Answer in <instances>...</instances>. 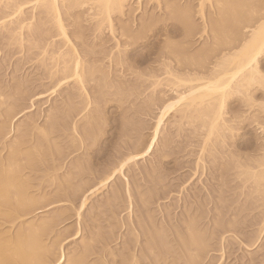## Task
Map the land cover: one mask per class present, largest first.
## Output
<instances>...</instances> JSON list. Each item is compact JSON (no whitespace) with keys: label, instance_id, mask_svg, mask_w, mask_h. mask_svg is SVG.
Returning <instances> with one entry per match:
<instances>
[{"label":"rangeland","instance_id":"obj_1","mask_svg":"<svg viewBox=\"0 0 264 264\" xmlns=\"http://www.w3.org/2000/svg\"><path fill=\"white\" fill-rule=\"evenodd\" d=\"M5 1L0 0V23L6 21V23L0 24V102L2 103H0V173L6 169L5 161L13 148H17V163L21 167L19 166L18 173L14 177L16 178L17 175L18 183L21 181L22 184L25 183L23 185V187L26 186V189L23 188L25 194L21 187L23 196L31 197L39 204L24 213L16 212L15 202L12 198V196L15 197V191L12 188L9 194L12 198L10 204H0V237L6 236L12 239L18 233L26 234L28 232L26 227L30 224L34 223L33 226L41 225L42 227L45 222L40 241H42L43 247L50 246L54 250V259L52 257V262L49 261L45 264H57L62 252L68 259L79 253L82 242H90L89 240L93 242L94 239L98 241L97 244H92L96 250H93L94 253L91 250L90 256L85 259L83 264H151V254L149 255V251L145 248L146 239L143 235L145 230L151 226L148 225L146 217L151 221L150 217L152 216L156 223L164 221L163 216L168 215L170 223L177 226L181 224L180 220H183L186 213L184 212L186 203H190L191 206L193 205L192 207L204 203V206H201L202 210L200 208L201 211H197V214L201 212L204 217H199L200 221L197 218V221H199V225L201 224L202 230H205L206 239L211 238V242L209 240L206 242L209 243V247L205 252H207L206 256L212 257H210L212 262L208 257H205L201 263L264 264V237L257 238L258 241L255 240L257 241L256 246L248 245L257 234V227L253 225L250 227L247 224L255 211L245 210L236 219L231 215L232 212L237 213V206L245 202L243 199L247 200L248 197H245L243 193L239 195L242 191L240 190V180L237 178L238 170H235L233 165H228L230 164L228 161H231L229 158L239 159L240 157V161L243 162V158L246 156L254 155L255 144L262 143V139H264L259 131L262 128L261 125L259 126L257 122L251 123L253 121L251 117L259 115L257 109L246 108L239 97L232 98L225 104L227 117L229 119L232 116L238 118L240 124L237 129L238 133L228 145L219 143L220 145L215 148L218 149L213 154L204 152V155L201 153L204 132L199 128L200 121L182 120L180 121L182 124L177 123L175 110L179 106L172 107L170 108L172 111L168 110L163 125L158 130V139L152 153L143 158L138 157L141 159L136 158L135 163L124 171L125 178L118 175L104 189L101 188L94 195L89 196L85 206L79 211L83 195L78 194L76 189L82 186L85 181H92V179V183L95 184L98 178H94L100 177L104 173V169L107 170L109 166L111 168L113 161L117 162L119 157L128 155L135 147L143 144L146 146L151 141L161 108L168 102H175L172 100L175 98L174 95L165 90L163 86L156 89L151 88L152 79L147 76L148 66L156 69L158 63L162 59L164 61L163 53L166 51L163 49V52L160 49L163 44L170 41L167 44L172 42L173 45L170 46L172 50L174 48L173 51L181 49V52L179 51L181 55L185 53V55L188 54V58L200 60L202 53L200 51L204 50L209 41L206 35H201L202 21L197 14L200 0H158V5L155 0H126L122 12L112 14L111 20L114 29L112 34L106 24L101 26L100 31L96 29L98 19L95 18L97 17L95 16L97 6L95 3L92 4L94 1L84 0L85 3L82 0L84 4L82 3L81 7L75 6L69 9L67 5H64L65 1L59 0V4L62 5L63 2L62 6L59 5V9L67 37L80 54L85 50L99 52L95 57L100 59H92L90 63L96 61L98 67L102 68L101 74L97 73L96 77L94 76L95 80L84 84L92 102L87 109L91 111H88L91 114H87V110H84L83 98L76 97L73 101L76 102V108L73 109L74 111L67 112L71 114L67 116L73 117V120L67 116L65 119L62 112L65 107V97L76 95L77 90L73 83L56 88L57 82L48 79L47 73L52 68L50 67L53 64L51 58H56V54L51 53V50L55 49L54 46L63 45V38L59 37L51 19L46 16L44 18L38 8H32V4L24 10L22 17L21 15H19L20 17L15 15L17 19L14 16L15 19H12V16L7 17L6 15L11 14L12 11L5 8L8 0L6 3ZM262 1L264 2V0ZM164 2H169L167 5L170 4V6L173 4L172 6L176 7L177 5L179 9L186 7L193 11L190 20L195 33L192 32L193 37L183 40L179 25L181 22L175 17L168 19L169 11L165 9ZM206 5L203 11L205 10L204 14L207 15L212 10ZM25 19L26 21H24ZM20 20L23 21L22 28L17 29ZM146 23H151L153 26L149 29L150 31L145 33L143 39L138 41L137 45L129 47L124 44V40L119 34L123 27L130 28V31L136 34ZM197 28L198 30H196ZM77 31L82 33V45L73 39L74 33ZM117 44L120 48L116 47ZM46 45L47 47H45ZM117 48L120 52L116 50ZM83 54H81L82 57ZM117 54L119 56L125 54L123 57L120 56L123 63L125 61L121 67L115 66L110 60V56L114 57L115 55L116 57ZM87 57H84V60L88 62ZM168 60L165 58L167 63L175 66L173 59L168 58ZM138 74L140 75L138 76ZM101 77L105 78L103 82ZM99 82L106 83L107 86ZM98 85L101 87L99 88ZM116 87H120L121 91L117 92ZM258 100L260 102V98ZM92 112H97L95 114L98 116L93 115ZM86 114L99 118L97 122L93 121V125L97 124L99 129L94 128L95 131H98L95 132L98 134L97 136L94 133L93 138H85L84 141L83 136L80 137L78 129L85 122L82 115L87 116ZM48 123H52L55 130L48 137V141L47 139L44 141L41 134L39 135L37 127L41 130V127L43 129ZM74 124L77 132L72 131ZM83 142L86 143L83 144ZM91 142L93 144L90 148ZM36 147L39 149H34ZM143 149L141 148L140 152ZM199 156L203 158L202 163L197 161ZM74 162L82 163L87 176L78 177V171L74 169ZM101 171L102 173H100ZM159 177L162 178L161 183H159L161 180ZM224 183L223 188L226 190V194L222 190L225 195L221 196L216 191L220 190V186L222 188ZM20 185L16 187H20ZM127 188H129V193H127ZM155 190L157 192L159 190L161 193L166 190L164 196L167 195V197L155 199L156 201L154 198H148L149 201L145 204L147 206L141 207L140 199L144 198L141 195L146 192L148 195L157 194ZM137 191L141 196L140 199ZM141 192L143 193L141 194ZM74 195H78L77 198ZM192 195L196 197L193 198ZM115 197H117L116 200ZM74 198L76 200H73ZM222 200L223 204L227 203L228 205L225 204L222 207L220 202ZM218 203L221 205L219 206ZM214 205L215 207L218 205L221 209L218 206L216 209ZM218 209L220 210L218 211ZM189 214L193 215V212ZM197 214L196 216H198ZM212 217L219 220L223 217V220L219 221L220 225L222 223V226H219L222 227L221 229L218 226H216L218 229L213 228ZM225 220L234 221V225L238 222L235 226L236 229L232 226L228 228V223ZM165 223H163L164 227L166 226L165 229H169ZM224 224L227 228L224 227ZM179 225L178 227L181 228ZM212 229L215 235L209 238V232ZM167 234L168 240L174 239L171 231H168ZM79 235L80 237L77 238ZM223 237L225 242L221 240ZM96 238L101 239V242L99 243ZM169 244L167 247L169 246L170 249L172 246L174 249L176 248V242ZM128 246L129 250H127ZM173 256L175 258V255ZM134 260L135 263H133ZM181 261L180 263H182Z\"/></svg>","mask_w":264,"mask_h":264},{"label":"bare ground","instance_id":"obj_2","mask_svg":"<svg viewBox=\"0 0 264 264\" xmlns=\"http://www.w3.org/2000/svg\"><path fill=\"white\" fill-rule=\"evenodd\" d=\"M6 1H5V3H6ZM64 1L66 3L64 5H67V8L70 9V8H74L75 6L81 7V4L83 3L84 0L83 1L82 0H63V2ZM91 1H94L92 4L95 3L97 6V11H96V15H95L97 17H95V18L98 19L97 20L98 24H97L96 29L98 31H100L101 26L106 24V26L109 29V31L111 32V34L114 33L113 32L114 29L112 26V20H111L112 14L113 13H121L123 5H125L124 3L126 0H90V2ZM163 1H166V0H163ZM63 2H62V5H63ZM155 2H158V0H155ZM164 3L165 4H163V5H165V9H167L169 11L168 12V14H169L168 19H174L173 17H175V18H178L179 22H181V24H179V25L181 26L180 32H181V35L183 37V40L193 37L194 36V35H192L193 26L191 25L192 22H190L193 11H191V9L186 8V7L179 9V8H177L179 6H177V5H176V7L172 6L173 4L171 6H170V4L167 5V3H169V2H167V3L164 2ZM31 4L33 5L32 8H38L40 10L39 13L42 14V16L44 15V18L46 16V18L49 17L51 19L50 21H52L54 27H56L59 37H61V39L63 38V40H62L63 45H59V47L54 46L55 49L51 48L53 50V51L51 50V53L56 54V56H55L56 58H54L55 60L53 58H51L53 60V61L51 60L53 64L50 67H52V68H50L49 70L47 69L49 71V72L47 71L48 79L55 80L57 82L56 88L64 87L68 83H73L75 89L77 90L76 95L72 94V96L69 95V96L65 97V100H64L65 101V103H64L65 107L63 108V112H62L63 115H65V117H66L67 115L70 114L67 112H70L71 110L76 108V106H75L76 102L75 103L73 102L76 97L77 98L81 97V99L83 98L82 101L85 102V103L83 102L85 104L84 110L86 111L92 102L88 97L89 93L87 94L88 91L86 92L87 88H85L84 84L85 83L87 84V82H89V81L91 82L92 80H95V79H93L96 77L95 75L97 73L101 74V72H102L101 71L102 68L100 69L99 68L100 66L98 67V65L96 64V61L93 63H90V60H92V59L93 60L100 59V58L95 57L96 53H99V52L95 53L93 50H89V51L85 50V52H83L84 54L81 53V54H83V57H82L80 52H78L76 50V47L73 46V44L71 43V40H69V38L67 37L65 29H64V25L62 24L63 22H62V18H61L60 9H59V5H61V4H59V0H8L6 5H5L6 6L5 8H8V10H10V12L11 11L12 12H11V14H8L6 16L7 17L9 16V18L12 16L11 17L12 19L16 18L15 15L18 17H20L19 15H21V17H22L24 10ZM158 4H159V2L156 5H158ZM205 4H207L208 7H210L212 10L207 15L204 14L205 10L203 11ZM65 8H66V6H65ZM67 8H66V10H67ZM198 9L199 10H198L197 14L199 15V17L202 21V23H201L202 24L201 35H204V36L206 35L209 38L208 43L206 42L207 45L204 48V50L200 51V52H202L200 54V56H201V58H199L200 60L199 61L196 59L194 60L190 56H189L190 58H188L187 57L188 54L185 55V53L183 54L185 56L181 55L179 53V51L181 52V49L180 50L178 49L179 51H176L177 49L175 51H173L174 48L172 50V47L170 46V45H173L172 42L167 44L170 41H168V42L164 41L165 43L163 44V46L164 45L165 46L164 47L162 46L160 49H162L163 52H164V50L166 52L165 53H163L162 51H160V52L163 53V55L165 56V58L167 60H168V58L173 59V61H174L173 63L175 64V66H171V63H167V61H165V58H164V61L162 59V61H160L158 63V67H157L158 69L157 68L155 69L152 66H151V68L149 66L147 67V69L149 70V72L147 73V76L149 77V79H152L151 85H150L151 88L153 87V89H156L157 87L163 86L165 88V90L169 91L170 93H172L174 95L175 98H173L172 100H175V102L174 103L168 102V104H165L164 107L162 106L163 108H161V111L159 113V117L155 123V128L153 127L154 132H153V135L151 137V141L146 146H144V144H143L137 148L135 147L130 153H128V155L123 156V157L121 156L122 158L119 157V159H118L119 161L118 160H117V162L113 161V163H111L112 164L111 168H109L110 167L109 166L107 168V170L104 169V173L101 174L102 176L100 174H99L100 177L94 176L95 177L94 179L98 178L97 179L98 181H96L95 184L92 183V181H93V179H92V181H85L82 186H79L76 189L77 190L76 192L78 194L83 195V197H82L83 200L80 203L79 211L85 206L86 201L88 200L89 196L91 197V195H94L101 188L104 189V187L107 186L109 183H111L118 175L124 177V171L126 170V168H129L130 165L135 163L136 158H138V157L143 158V157H146L147 155H149L150 153H152L154 145L158 139V130H159L160 126L163 125L162 123L166 117L168 110L172 107L174 108V107L179 106L178 107L179 109L177 108V110H175L176 115H177V116H175V117H177L176 118L177 123L182 121V120H186V121L188 120L189 122L195 121V120L200 121L199 122L200 123L199 128L204 132V135H203L204 140L202 141L203 145H202L201 153L204 154V152H208V153L213 154L214 152H216L215 150L218 149V148L215 149L216 146H219L221 143L215 137L214 131H215L216 121L220 117V101H221V98H222L224 91L227 89H239L250 76H252L253 74L259 73L260 71L264 72V2L262 0H200ZM61 12H62V10H61ZM171 15H172V17H171ZM2 19H1V21H2ZM8 20L10 21V19H8ZM22 20L18 21V22H20V24L18 23L19 27H17V29L22 28V24H23ZM24 21H26V19ZM4 23H6V21H2L0 24H4ZM153 23H154V21H153ZM16 26H17V24H16ZM38 26H40V25H38ZM152 26H153V24L146 23V24L142 25V28L136 34H133L130 31L131 30L130 28L127 29V27L126 28L123 27L119 34H120V37L123 38L124 44L128 45L129 47H132V46L137 45L138 41L143 39L145 33L147 31H150L149 29ZM31 30L33 31V29H31ZM196 30H198V28ZM31 33H33V32H31ZM73 37H74L73 39L78 41L80 45L83 44L82 33L80 31H77L76 33H74ZM118 45L119 44H117L116 47L120 48V46H118ZM45 47H47V45ZM118 48L116 50H118ZM118 51L120 52V50H118ZM44 52H46V51H44ZM101 52L103 53V51H100V53ZM46 53H48V52H46ZM46 53H44V54H46ZM53 54H52V56L54 57ZM86 56H88L87 57L89 59L88 62L86 60H84L86 58ZM120 56H122V55H120ZM120 56L118 54L116 57H115V55H114V57L110 56L111 63H113L115 66H120V67L123 66L125 61L123 63V60ZM156 61L158 62V59ZM139 75L140 74H138V76ZM160 77H163V78L159 80L158 78H160ZM101 78H102V82H103V79H105V78L104 77H101ZM164 78H165V80H164ZM102 82H99V83H102ZM102 84L104 86H107V85H105L106 83L105 84L102 83ZM103 85H101V86L103 87ZM101 86L98 85L99 88ZM108 87H110V86L108 85ZM163 87H162V89H163ZM115 89H117V92L119 90L121 91L120 87H116ZM99 90L101 92V89H99ZM250 91H251V94L253 95L254 99L258 100L260 98V102L259 101L258 102L264 104V89H259V88L254 87ZM117 92H116V94H117ZM102 94H100V95H102ZM257 96H259V98H257ZM237 97H239V96H236V95L231 96V93H230V97H228L226 99L225 104L228 103L227 102L228 100H232V98H237ZM239 99H241V98L239 97ZM241 103L244 104L242 101H241ZM174 104H175V106H174ZM73 105H74V107H73ZM246 108H248V107H246ZM248 109H250V108H248ZM75 111H77V110H75ZM88 111H90V110H87V112ZM171 111L172 110L170 109V112ZM257 111H258L257 114H259V115H257V114H256L257 116L253 115L251 117L252 118L251 120H253L251 123L257 122L259 124V126L261 125V127L264 128V111H261L259 109H257ZM90 112H88L87 114H89ZM236 112L239 113V111H236ZM92 113L94 115L97 112H95V113L92 112ZM95 115H97V114H95ZM260 115H262V116H260ZM82 116H83L82 118L85 119V122L83 125L81 122L82 126L81 127L79 126L80 129H78L79 130L78 132H80L79 133L81 135L80 137L83 136L82 139L85 141L87 138L90 139L95 132H98V131H95L96 129H94L98 125L97 124H96L97 126L95 124L93 125V121L96 120V122H97L98 121L97 119H99V118H97L98 115L97 116H92V115L91 116H89V115L84 116V115H82ZM67 117H70V116H67ZM67 117L65 119H67ZM62 118H64V117H62ZM70 118H72V120H73V117H70ZM239 118H240V116H239ZM176 121H174V122L176 123ZM187 122H185V123H187ZM180 123L182 124V122H180ZM62 126H64V125H62ZM72 126H73L72 131L77 132L76 125L74 124ZM54 127L55 126H53L52 123H48L47 126L43 127V129L41 127V130H40V128L38 129V127H37V131L40 132L39 135L41 134L40 136L42 137V139H44V141L46 139L48 141V137L54 132L53 130H55ZM97 135L98 134H96V136ZM93 140H95V139H93ZM262 140H263L262 143H260L258 145L255 144V148L253 150V154H254L253 156H251V157L246 156L245 157L246 159L243 158L244 159L243 162L240 161L239 156H238L239 159H234V158L230 157L229 159H231V161H228V162H230V164L227 163L229 166L233 165L235 170H238L237 171L238 172L237 178L240 180V183H241L240 190L242 191L241 193H239V195H241L243 193V194H245L244 195L245 197L249 198V200H248V198H247V200L243 199L245 202H242V204L240 206L238 205L237 206L238 208L236 207L237 213L232 212L231 213V215H233L232 217H234L235 219H236V217L239 218V216H241L240 214L243 213V211H245V210L248 211L250 209L249 211H253V212L255 211L252 214V216L250 217L249 222L248 223L246 222L248 224V226L250 225V227H253V226L257 227L256 228V233H257L256 237L253 240H251V242H249L250 243V244H248L249 246L255 245V243H257V241L259 240L257 238H260L262 236L264 237V139H262ZM84 143H86V142H83V144ZM19 144H21V143H19ZM80 144H79V146L81 147ZM92 144L93 143L91 142L90 148L92 147ZM141 148H144L142 150V152H140ZM16 149L17 148H13L10 156L5 161V166H6L5 168L6 169H4V171L2 170L3 172L0 173V204L1 205L2 204L3 205L4 204L5 205L10 204V202L12 201L11 199L13 198V200H14L13 202H15V205H14L15 211L18 213L19 212L24 213L27 210H30L33 206H37V204H39V202L34 200V199H31V197L25 198L26 196L25 195L23 196V192H22V191H24V194H25V190L23 189L26 187V186L23 187V185H25V183L23 182L24 184H22V181H21L19 183L22 185H20L18 183L19 178L17 177V175H16V178L14 177L15 174L18 173L19 166H20L17 163L18 159L16 156H17L18 150H16ZM34 149L37 150L39 148L36 147ZM214 158H215V156H214ZM138 159H141V158H138ZM197 161L202 163L203 158L200 157V158H198ZM197 165H196V167H197ZM74 169H76L78 171L77 172V174L79 175L78 177L83 178L84 175L87 174L84 172V168H83L81 162H74ZM100 173H102V171ZM89 174H91V173H89ZM219 175H222V174L219 173ZM194 176H195V173H194ZM194 176H192V177H194ZM159 178H161V177H159ZM14 179H15V181H14ZM16 179H17V181H16ZM157 179H158V177H157ZM83 181H84V179H83ZM160 181L162 182V178H161V180H159V183H161ZM14 182H16L18 184L14 183ZM90 182L93 184L92 186H91ZM155 183L157 185L158 181ZM18 185H20V187H16ZM223 186H225V183L222 184V188L220 186V190L217 189V191H216L221 196L224 193L226 194V192H225L226 190H224ZM21 187H22V191H21ZM12 188H13V191H15L14 192L15 197L12 196V198H11L10 197L11 195H9V194L11 193ZM225 188L227 189L228 187H225ZM222 190H224V193ZM154 192L153 193L151 192V193L154 194ZM165 192H166V190H165ZM165 192L161 193V191L159 192V190H158V192H157V194L159 193L158 195L157 194L148 195V193L146 192L145 193L146 195L145 194L141 195L142 198L144 197L143 199H140L141 196L138 192V196H140L139 199L141 202L140 201L139 202L141 203V207L145 208V206H147L145 204L147 203V201H149V200H147L148 198H154V200L155 199L158 200L159 198L160 199L166 198L167 195L164 196L166 194ZM227 192H228V190H227ZM127 193H129V188H127ZM142 193L143 192H141V194ZM77 196L78 195H76L75 197L77 198ZM129 197H130V195H129ZM192 197L194 198L196 196L192 195ZM113 199H114V197H113ZM116 199H117V197H115V200ZM73 200H76V199L74 198ZM220 202L222 203L223 200ZM129 204H130V202H129ZM225 204L228 205L227 203H224V204L222 203V207ZM143 205H145V206H143ZM220 205L221 204H219V206ZM192 206L190 203H186L184 205V210H185L184 212H186V213L184 216L182 215L184 218H183V220H180L181 224L180 225L178 224L179 226H181V228L178 227V225L175 226L172 223H170L171 221L168 218V215L163 216L164 221L156 222V223L154 222L152 216L150 217L151 221L148 217L145 216L148 220V222H147L148 225L149 224L151 225V226H149V228H147V230H145V232L143 234L145 239H146L145 248H146V250L149 251V255L151 254V264H199V263L202 264L201 261L203 260V258L205 259V257L209 256V255L206 256L207 252H205L206 248L209 247L208 246L209 243L207 244L206 242H207V240L210 241V239H211L210 237H214L212 235H215V233H213V229L211 231L208 230V231H210L209 232V238L210 239H206L205 230L203 229L204 230L203 231L201 228V224L199 225V221L201 220L200 218H203L204 216L202 215L201 212H200V214H197L198 213L197 211L200 208L202 210L203 207H201V206H204V203H202L200 205L197 204L196 207H192ZM217 206L218 205H216V207H215V205H214V207L216 209H217ZM219 206H218V208H220ZM228 208H229V206H228ZM220 209H218V211ZM223 209H225V208H223ZM201 210H199V211H201ZM231 211H233V210H231ZM190 212H193V215H190L189 214ZM196 214L198 216H196ZM218 216H219V214H218ZM215 217H217V216H215ZM242 217H241V220H242ZM197 218H199V221H197L198 220ZM222 218H221V220H223ZM246 219H245V221H247ZM221 220L213 218L211 220V221H213V228L214 227L217 228L216 226H218V227L222 226V223H221V225L219 224V221L221 222ZM225 221L228 223V226H227V223L225 222V224L228 228H231V226L235 227L238 223L237 222L236 225H234V223H235L234 221H229V220H225ZM164 222H166L165 224H167L169 226L168 227L169 229H165L166 226L164 227V224H163ZM241 222H243V221H241ZM225 224H224V227H226ZM33 225H34V223H32V225L30 224L28 226L29 228L26 227L27 228L26 231H28L27 233L24 231L26 234H23V232H22V234L18 233L12 239L7 238L6 236L4 238H3V236L0 237V264H45L46 262L51 261L52 257L54 256L53 248L51 249L50 246L48 248L43 247V245H42L43 243L41 244L42 241H40L41 235L44 232V230H43L44 226L43 225H45V222L42 225L43 228L41 227V225H38V226L37 225L33 226ZM229 225H230V227H229ZM140 227L142 228L141 225H140ZM219 228L221 229L222 227H219ZM142 229H140V230H142ZM235 229H236V227H235ZM167 230L171 231V233L174 237L173 240L172 239L168 240L169 238L167 239V237H168V234L166 235V233H168ZM79 237H80V235L77 238H79ZM99 238H101V237H99ZM7 239H9V240H7ZM90 239H93V238H90ZM96 239H98V238H96ZM256 239H257V241H255ZM221 240L223 242H225L224 237ZM89 241L90 242H88V241L82 242L80 245L79 253L70 256L68 259H66L63 252L60 253V257L57 261V264H83L85 259L88 256H90L91 250L92 251L94 249L96 250V248L94 246H92V244L98 243V241L96 240L97 241L96 242L95 239H94L95 242L94 241L92 242L91 240H89ZM100 242H101V239L99 240V243ZM102 242H103V240H102ZM171 242H176V248L175 249L173 246L171 247V249L169 246H168L169 248L167 247V244L170 245L169 243H171ZM129 246L127 247L128 248L127 250H129V248H130ZM92 253H94V251ZM171 253H172V255H171ZM173 255H175V258ZM210 257H208L209 261L212 258V257L211 258ZM220 257L223 258L222 256H220ZM132 258H133V256H132ZM53 259H54V257H53ZM181 259H182V261H181ZM180 261L182 263H180ZM210 262H212V261H210ZM210 262H208V263H210ZM133 263H135V260ZM136 264H138V263H136ZM210 264H212V263H210Z\"/></svg>","mask_w":264,"mask_h":264},{"label":"clouds","instance_id":"obj_3","mask_svg":"<svg viewBox=\"0 0 264 264\" xmlns=\"http://www.w3.org/2000/svg\"><path fill=\"white\" fill-rule=\"evenodd\" d=\"M254 87L264 89V72L260 71L250 76L239 89H227L224 91L220 101V117L216 121L214 131L215 137L221 144L228 145L238 133L237 129L240 126L239 121L234 116L229 119L225 112V101L230 97V93L231 96H239L246 107L264 111V104L258 103L259 100L254 99L251 94L250 90ZM259 131L260 135L264 137V128L259 129Z\"/></svg>","mask_w":264,"mask_h":264}]
</instances>
